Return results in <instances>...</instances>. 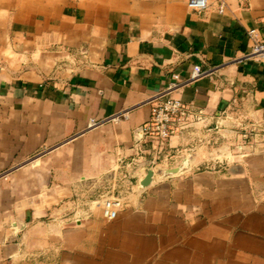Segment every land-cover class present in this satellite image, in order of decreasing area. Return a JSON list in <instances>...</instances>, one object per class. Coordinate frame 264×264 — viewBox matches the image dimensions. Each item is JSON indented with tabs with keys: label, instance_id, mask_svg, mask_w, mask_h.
Returning a JSON list of instances; mask_svg holds the SVG:
<instances>
[{
	"label": "crops",
	"instance_id": "1",
	"mask_svg": "<svg viewBox=\"0 0 264 264\" xmlns=\"http://www.w3.org/2000/svg\"><path fill=\"white\" fill-rule=\"evenodd\" d=\"M250 30L264 43V0H207L203 13L186 0H0V264H264V153L229 152L264 134V64L233 63ZM194 67L220 70L171 95L202 119L169 140L194 149L190 164L142 189L145 165L114 221L68 224L74 189L129 156L147 103Z\"/></svg>",
	"mask_w": 264,
	"mask_h": 264
},
{
	"label": "built area",
	"instance_id": "2",
	"mask_svg": "<svg viewBox=\"0 0 264 264\" xmlns=\"http://www.w3.org/2000/svg\"><path fill=\"white\" fill-rule=\"evenodd\" d=\"M186 5L188 10L194 13H203L207 10V0H186ZM218 14H222V7ZM256 33L255 30L246 33V39L252 43V47L244 56L234 60V64L247 61L264 64V43L257 41ZM219 70L213 68L202 71L199 67H194L187 82L168 87L147 103L150 107L149 121L139 130L138 139L128 152L129 156L116 159L112 168L98 181L88 187L74 189L67 203L70 211L65 220L68 224L79 225L81 222L89 221L94 213H99L105 222L114 221L120 213L130 208L129 201L135 191L141 190L135 182L144 177L145 165L148 173L153 176L176 165L190 164L194 149L171 148L169 140L202 119L193 113L190 107L171 99V95L199 79L212 77ZM40 90L43 91V88L40 87ZM131 112L132 110L121 112L98 125L126 122ZM253 137L255 140L264 141V134L263 136L255 134ZM258 150L264 153V148Z\"/></svg>",
	"mask_w": 264,
	"mask_h": 264
},
{
	"label": "rangeland",
	"instance_id": "3",
	"mask_svg": "<svg viewBox=\"0 0 264 264\" xmlns=\"http://www.w3.org/2000/svg\"><path fill=\"white\" fill-rule=\"evenodd\" d=\"M249 139H251V140L249 141ZM238 143H239V145H238ZM220 148H222V147L218 143V145L214 146L212 150H214L215 152H218L220 150ZM244 148H252L253 150H255V149L258 150L260 148H264V141H260V140L258 141L257 139L255 140V138L253 136L250 138L238 141L236 144H233V142L231 141L229 152H235L236 150L241 151ZM219 152L222 153L221 151H219ZM202 153L206 154V151L205 152L203 151Z\"/></svg>",
	"mask_w": 264,
	"mask_h": 264
},
{
	"label": "water",
	"instance_id": "4",
	"mask_svg": "<svg viewBox=\"0 0 264 264\" xmlns=\"http://www.w3.org/2000/svg\"><path fill=\"white\" fill-rule=\"evenodd\" d=\"M186 167V165H183V168H185ZM181 170V169H180ZM180 170L179 169H177V170H171V171H168L167 173H166V176H172V175H176V174H178L179 172H180ZM151 178H152V175L150 174V173H148L147 174V176L145 177V179L142 181V185H141V187H142V189H144V188H146L149 184H150V182H151Z\"/></svg>",
	"mask_w": 264,
	"mask_h": 264
}]
</instances>
